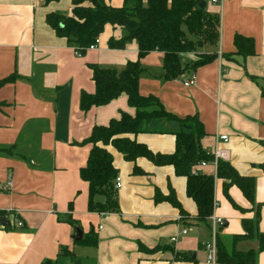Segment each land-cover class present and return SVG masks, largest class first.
Segmentation results:
<instances>
[{
  "label": "crops",
  "instance_id": "0c3cea01",
  "mask_svg": "<svg viewBox=\"0 0 264 264\" xmlns=\"http://www.w3.org/2000/svg\"><path fill=\"white\" fill-rule=\"evenodd\" d=\"M205 1L207 11L219 16V39L216 46L205 44L199 52H216L217 57L163 80V53L151 51L140 60L145 70L138 90L157 96L164 109L178 117L196 114L205 131L201 147L212 154L221 150L220 159L255 179V202L262 204L259 228L264 231V172L259 167L264 161V0ZM105 2L121 7L124 0ZM71 6L72 0H0V80L15 76L0 86V216L7 219V225L0 223V264H41L47 259L53 264H209L205 249L211 238L209 220L195 218L186 180L172 165H155L141 157L136 164L144 173L133 174L134 163L107 146L120 179L119 212L88 210V184L79 170L91 144L80 142L95 125L108 124L122 111L134 114L135 109L121 94L84 112L80 93L95 91L89 64L121 69L137 59V44L131 41L124 49H110L109 37L120 38L123 32L106 24L97 47L77 55L46 22L49 12L68 14ZM236 34L253 39L254 54L245 58L233 54ZM228 53L231 58L223 56ZM182 56L184 61L197 58L191 52ZM192 74V83L186 85ZM130 137L153 152L175 149L170 133L139 132ZM202 170L215 174L216 166L208 161ZM170 188L184 215L167 201H155L156 191L167 194ZM228 195L222 179L215 177L211 215L225 222L217 229L216 240L229 253L258 250L255 238L233 243V235L244 232L241 219L252 217L254 211L236 185L229 186ZM69 218L78 221L83 237L94 230L96 247L72 238L75 229ZM172 236L177 240L171 242ZM140 244L164 248L147 252ZM254 264H264V251L257 253Z\"/></svg>",
  "mask_w": 264,
  "mask_h": 264
},
{
  "label": "trees",
  "instance_id": "16d2710c",
  "mask_svg": "<svg viewBox=\"0 0 264 264\" xmlns=\"http://www.w3.org/2000/svg\"><path fill=\"white\" fill-rule=\"evenodd\" d=\"M49 3L57 0H44ZM46 22L56 34L64 37L75 53L83 56L89 44L102 33L106 24L120 27V38L110 36L107 46L110 49H124L131 41L137 44V59L129 60L123 68L89 64L95 91L89 94L81 91L79 106L82 111L92 106L108 104L121 94L127 97L134 114L122 111L118 118H111L106 125H95L90 135L80 143H90L86 164L80 168L81 178L88 184L87 208L91 212L118 213L119 204L115 178L118 171L113 165V155L107 146H113L126 161L134 163L133 174H142L136 164L138 158H146L155 165H172L176 175L186 180V194L196 205L198 221H207L214 208L215 177L222 179V188L226 196L230 185H236L243 195L253 204L252 217H243L241 223L244 232L233 235V243L239 239H257L258 250L241 251L233 249L227 252L222 242L217 239L216 260L226 264H254L259 251H264V231L259 228V209L261 203L255 202V179L239 174L229 161L217 159L216 173L199 171L194 168L202 161H212V153L205 151L200 139L205 135L203 124L198 116L178 117L164 109L158 97L153 94L141 95L138 90L139 78L145 70L141 59L151 51H160L162 58V79L172 80L187 71L207 64L217 57L216 52H199L198 47L205 44L216 46L219 39V16L205 8L198 7V0H124L121 7L107 4L105 0H72L70 13L49 12ZM236 52L243 58L254 54V42L251 37L236 34L234 36ZM194 53L196 59L184 61L183 54ZM231 53L223 55L231 58ZM10 75L0 80V86L14 79ZM256 81L253 76H249ZM264 95V90H262ZM139 132L170 133L175 136V149L172 153L151 151L146 144L138 142L130 135ZM264 172V161L259 164ZM103 198L102 201L96 200ZM155 201H167L179 212H185L177 200L174 190L167 194L156 191ZM240 208V207H238ZM1 214V212H0ZM73 226L75 219H68ZM84 244L96 247L98 235L93 229L81 240ZM143 251H156L164 248L156 245ZM181 257H184L181 253ZM41 264H53L50 259Z\"/></svg>",
  "mask_w": 264,
  "mask_h": 264
},
{
  "label": "built area",
  "instance_id": "2783aa9c",
  "mask_svg": "<svg viewBox=\"0 0 264 264\" xmlns=\"http://www.w3.org/2000/svg\"><path fill=\"white\" fill-rule=\"evenodd\" d=\"M44 0H36L37 3H40V2H43ZM225 0H210L211 3H219V2H223ZM98 41H99V38L95 39V41L91 44H89V46L87 47V50H93L97 47V44H98ZM194 79V75L192 74L188 80L185 81V84L186 85H189L192 83ZM217 138L219 140H223V141H227V137L225 135H218ZM224 153L221 151V150H216L214 151L213 153V163L214 165L216 166V161L217 159H219V157L221 158V156L223 155ZM208 164L207 161L205 160H202L195 168H194V172L197 173L199 171H202V169ZM120 186V179L119 177L117 176L115 178V188L117 189L118 187ZM208 220H209V223H210V230H211V238L209 241H207L205 243V249H206V252H207V255H206V261L207 263L209 264H212L216 261V257H217V246H216V233H217V229L219 227H222L224 225V219L222 217H218V216H215V215H210L208 217ZM18 226H21L22 223L20 221L17 222ZM183 233L186 232V229H184L182 231ZM177 240V237L176 236H172L171 237V242H174Z\"/></svg>",
  "mask_w": 264,
  "mask_h": 264
},
{
  "label": "water",
  "instance_id": "95a60500",
  "mask_svg": "<svg viewBox=\"0 0 264 264\" xmlns=\"http://www.w3.org/2000/svg\"><path fill=\"white\" fill-rule=\"evenodd\" d=\"M198 7L199 8H205L206 7V1L205 0H198ZM0 223L3 225H7V219L4 216H0ZM75 234L73 235V239L75 240H81L83 237V231L79 225L74 226Z\"/></svg>",
  "mask_w": 264,
  "mask_h": 264
},
{
  "label": "rangeland",
  "instance_id": "374dc122",
  "mask_svg": "<svg viewBox=\"0 0 264 264\" xmlns=\"http://www.w3.org/2000/svg\"><path fill=\"white\" fill-rule=\"evenodd\" d=\"M200 49H201V47H198V48H197L198 51H199ZM85 249H86V251H91L90 248H85ZM82 264H84V262H83Z\"/></svg>",
  "mask_w": 264,
  "mask_h": 264
}]
</instances>
